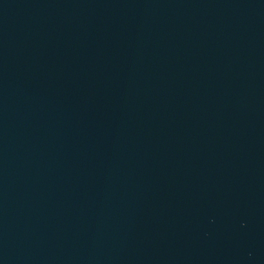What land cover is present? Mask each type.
<instances>
[{
  "label": "water",
  "instance_id": "obj_1",
  "mask_svg": "<svg viewBox=\"0 0 264 264\" xmlns=\"http://www.w3.org/2000/svg\"><path fill=\"white\" fill-rule=\"evenodd\" d=\"M0 264H264V0H0Z\"/></svg>",
  "mask_w": 264,
  "mask_h": 264
}]
</instances>
